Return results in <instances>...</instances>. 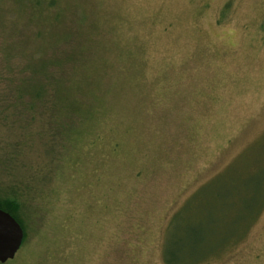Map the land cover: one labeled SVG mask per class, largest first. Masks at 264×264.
<instances>
[{"label":"rangeland","instance_id":"obj_1","mask_svg":"<svg viewBox=\"0 0 264 264\" xmlns=\"http://www.w3.org/2000/svg\"><path fill=\"white\" fill-rule=\"evenodd\" d=\"M263 176L264 0H0L6 264H165L191 209L246 212L204 190ZM256 217L198 264H264Z\"/></svg>","mask_w":264,"mask_h":264},{"label":"trees","instance_id":"obj_2","mask_svg":"<svg viewBox=\"0 0 264 264\" xmlns=\"http://www.w3.org/2000/svg\"><path fill=\"white\" fill-rule=\"evenodd\" d=\"M255 176L257 174H251V178ZM229 183L222 184L219 182L215 187L211 186L209 190H204L201 194L203 197L201 199L202 202L200 200V204L203 205L205 203L208 205L207 203L213 202L214 206L219 207V211H222L227 209L228 206L233 205L237 208L238 205L243 203L246 205V212L237 215L236 221L229 228H226L224 222L221 223L216 217L217 226L208 229L206 226L200 227L202 225L198 224L199 219H202L203 216L199 215L198 210L191 209L190 216H193L191 217V225H186L184 222L180 226H171V233L167 236L164 245L165 264H198L211 255L223 253V250L227 248L231 240L235 236L241 238L245 230L249 228L248 226L255 221L262 204H264V176L262 179H256V182L251 180L242 184L232 182L229 185ZM225 199L227 200L226 204H224ZM221 200H224L222 201L223 204L219 203ZM0 209L10 213L25 231L23 223L17 219L14 205L0 202ZM207 213L209 214L210 212L207 211ZM219 216L225 217L222 213H219ZM25 243L26 238L23 245Z\"/></svg>","mask_w":264,"mask_h":264},{"label":"water","instance_id":"obj_3","mask_svg":"<svg viewBox=\"0 0 264 264\" xmlns=\"http://www.w3.org/2000/svg\"><path fill=\"white\" fill-rule=\"evenodd\" d=\"M24 242V230L8 212L0 209V264L13 261Z\"/></svg>","mask_w":264,"mask_h":264}]
</instances>
